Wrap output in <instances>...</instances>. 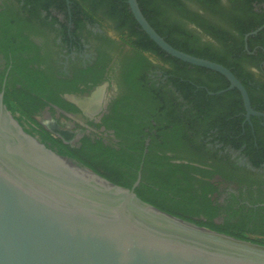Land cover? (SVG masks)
<instances>
[{
    "label": "flooded vegetation",
    "instance_id": "1",
    "mask_svg": "<svg viewBox=\"0 0 264 264\" xmlns=\"http://www.w3.org/2000/svg\"><path fill=\"white\" fill-rule=\"evenodd\" d=\"M178 1L156 5L162 24L217 51L211 31L226 37L257 114L236 88L175 83L134 45L130 9L104 0H0V94L32 110L10 112L51 151L162 212L264 246V0Z\"/></svg>",
    "mask_w": 264,
    "mask_h": 264
},
{
    "label": "water",
    "instance_id": "2",
    "mask_svg": "<svg viewBox=\"0 0 264 264\" xmlns=\"http://www.w3.org/2000/svg\"><path fill=\"white\" fill-rule=\"evenodd\" d=\"M141 30L166 54L220 73L225 66L172 47L127 0ZM256 32V31H254ZM0 264H264V246L199 227L142 201L27 133L0 94Z\"/></svg>",
    "mask_w": 264,
    "mask_h": 264
},
{
    "label": "trees",
    "instance_id": "3",
    "mask_svg": "<svg viewBox=\"0 0 264 264\" xmlns=\"http://www.w3.org/2000/svg\"><path fill=\"white\" fill-rule=\"evenodd\" d=\"M72 1V0H71ZM86 1V0H83ZM198 2H203L205 5L214 9L211 6L210 0H197ZM64 3V0H62ZM104 2L108 5V8L112 9L120 6L124 8L127 12L129 10V6L127 4V0H104ZM139 8L141 9L142 14L147 19L149 24L155 29V31L165 39L172 47L180 50L189 55L206 59L218 64H221L228 68L238 79L240 77L235 73L234 69L227 63V59L230 53L233 50L228 45V39L223 35L218 33H214L211 31L212 36L220 42L222 45V49L220 51L215 50L212 46L207 43L200 45L197 39L189 34L185 30L177 29L174 27H169L167 25H163L160 19L159 9L156 8V5L162 3L169 4L171 8L177 11H181L182 5L178 0H137ZM130 21V33L129 36H133L134 34L137 36V40L134 41V45L141 50L149 51L153 53L155 56L159 57L163 60L164 63L169 64L171 66V70L167 72L174 78V82H183L182 87L184 89L194 90L196 88L195 85H204L206 89L210 92H217L219 90L225 89L228 86V81L222 76L220 73L199 66L191 65L187 62H183L171 55L166 54L163 50H161L140 28L138 23L135 21L132 14H128ZM241 30V29H240ZM242 31V30H241ZM211 78L209 82H204L201 80L200 75L202 73H206ZM245 85V83L243 82ZM202 93H207L206 91H202ZM193 95V92H192ZM212 99H218L217 96L211 97ZM5 105H8L7 108L12 112H20L31 114L32 110L28 108L20 99H17L15 106H9L8 100L5 99L3 101ZM83 161V160H81ZM87 167H91L94 171L96 170L92 164L88 161H83ZM96 172H98L96 170ZM100 174V173H99ZM102 177L106 178L110 182L122 186L129 187L126 183H122L120 178L115 175L108 176L101 174ZM125 185V186H124ZM138 195V194H137ZM139 197V196H138ZM143 200H148L145 198H141ZM148 200L147 202H149ZM235 237V236H234Z\"/></svg>",
    "mask_w": 264,
    "mask_h": 264
}]
</instances>
